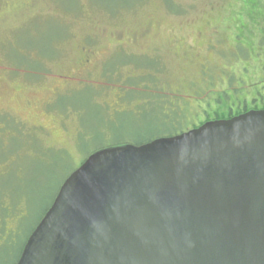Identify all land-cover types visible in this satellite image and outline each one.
<instances>
[{
    "label": "rangeland",
    "instance_id": "obj_1",
    "mask_svg": "<svg viewBox=\"0 0 264 264\" xmlns=\"http://www.w3.org/2000/svg\"><path fill=\"white\" fill-rule=\"evenodd\" d=\"M263 38L264 0H0V264L94 151L264 95Z\"/></svg>",
    "mask_w": 264,
    "mask_h": 264
},
{
    "label": "water",
    "instance_id": "obj_2",
    "mask_svg": "<svg viewBox=\"0 0 264 264\" xmlns=\"http://www.w3.org/2000/svg\"><path fill=\"white\" fill-rule=\"evenodd\" d=\"M17 264H264V109L95 151Z\"/></svg>",
    "mask_w": 264,
    "mask_h": 264
},
{
    "label": "flooded vegetation",
    "instance_id": "obj_3",
    "mask_svg": "<svg viewBox=\"0 0 264 264\" xmlns=\"http://www.w3.org/2000/svg\"><path fill=\"white\" fill-rule=\"evenodd\" d=\"M233 38H234L236 45H237V41H236L235 36ZM260 39H261V37H260ZM247 41H248V44H246V46H244V48L247 47L246 49L249 51V53L250 52L257 53V47L255 45V42L257 41V36L253 35V37H251V35H249L247 38ZM260 42H261V44H264V38L262 40H260ZM225 88H226V86H225ZM225 91H227V90L225 89ZM223 96H224V93H223ZM214 102H215V105L218 106V108H221V106L227 107V110L224 112V114L220 113V111L215 112V110H214L215 113H214V117L212 118V117H210L209 113H205L203 121H201L199 124H197L196 126H193L192 128H189V129L196 128V127H198V126H200L203 123H206L208 121L229 119V118H232L234 116L246 113L248 111L264 109V95H262V93H260V92L255 93L250 97L245 96L244 98H241V99L238 98L237 101H234V102H237V105H238L236 109L234 108V106L232 104L233 102H230V101L222 103V101L219 98V99H216ZM189 129L184 130L183 132L188 131Z\"/></svg>",
    "mask_w": 264,
    "mask_h": 264
},
{
    "label": "trees",
    "instance_id": "obj_4",
    "mask_svg": "<svg viewBox=\"0 0 264 264\" xmlns=\"http://www.w3.org/2000/svg\"><path fill=\"white\" fill-rule=\"evenodd\" d=\"M156 109H159V108H157V107H155ZM159 113H160V117H161V119L160 120H163V121H166V122H168V124H171L172 125V127L174 128V132L173 133H171V134H169V135H167V136H171V135H174V134H177V133H179V132H183L184 130L178 125V124H176L173 120H170V121H168V120H166L165 119V117H164V113L162 112V111H160L159 110ZM196 126V125H195ZM161 137H164V135L162 136L161 135ZM158 138V137H157ZM151 141V140H150ZM125 144V143H124ZM120 145H122V144H120ZM110 146H116V145H110ZM110 146H105V147H102V148H100V149H103V148H106V147H110ZM100 149H98V150H100ZM97 151V150H96ZM95 152V151H94ZM93 152V153H94ZM92 154V153H91ZM90 154V155H91ZM89 155V156H90ZM88 156V157H89ZM58 194V193H57ZM57 196V195H56ZM54 201V200H53ZM19 201H17L16 202V204L15 205H13L14 206V210L16 209V207L18 208V206H19ZM53 203V202H52ZM52 203L50 204V206L45 210V212L41 215V217H40V219H39V221L43 218V216L45 215V213L48 211V209L51 207V205H52ZM11 205V204H10ZM7 206H8V203L6 204L4 201H3V198L2 199H0V213L1 214H5L6 215V212L8 211V209L9 208H7ZM11 208H12V205L10 206ZM3 210V211H2ZM4 218H5V216H4ZM38 221V222H39ZM35 229V227L32 229V231ZM32 231L25 237V240L23 241V244H21V246H20V251H19V254L21 255V253H22V251H23V248H24V246H25V244H26V242H27V239L29 238V236H30V234L32 233ZM13 235H15L14 233H13ZM16 236V235H15ZM18 236H19V234H17V239H18ZM0 237H1V235H0ZM13 239V238H12ZM9 241V240H8ZM11 241H13V240H11ZM6 242V241H5ZM20 257V256H19ZM19 259V258H18Z\"/></svg>",
    "mask_w": 264,
    "mask_h": 264
}]
</instances>
